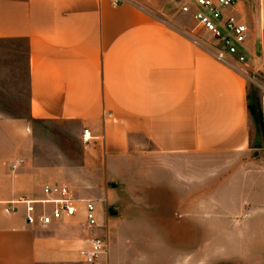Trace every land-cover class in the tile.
<instances>
[{"label": "crops", "instance_id": "1", "mask_svg": "<svg viewBox=\"0 0 264 264\" xmlns=\"http://www.w3.org/2000/svg\"><path fill=\"white\" fill-rule=\"evenodd\" d=\"M192 1L0 0V40L24 46L28 117L75 122L70 134L80 148L71 158L32 133L24 117L0 114V264H78L90 237L81 226L84 202L93 200L101 220L110 184L126 169L156 192L154 202L130 205L156 211L106 218L107 264H241L233 263L245 257L234 248L252 234L261 255L251 264H264V113L253 94V81L264 82V0H237L227 10L248 28L241 64L214 58L205 45L211 35L194 26L192 12L179 11ZM245 153L230 177L235 202L252 208L206 207L201 259L190 159L235 161ZM56 184L70 189L74 216L27 223L24 202L45 198L43 187ZM9 201H19L17 209L4 212Z\"/></svg>", "mask_w": 264, "mask_h": 264}, {"label": "rangeland", "instance_id": "2", "mask_svg": "<svg viewBox=\"0 0 264 264\" xmlns=\"http://www.w3.org/2000/svg\"><path fill=\"white\" fill-rule=\"evenodd\" d=\"M193 24L194 22H192V25ZM203 40L206 41V38H203ZM26 78L27 69L25 68V51L23 44L21 43L15 46L12 43L10 44L0 40V114L14 118L24 117L30 127V131L40 137L49 147L57 144L63 149V152L71 158L77 156L80 148L73 142L74 138L72 134H70V132L76 128L75 122H52L41 118L36 119L28 117ZM253 94L256 98H259L258 90L254 89ZM60 131H64V133ZM83 146L82 144L81 150ZM235 157V161L228 156L219 158L210 157V159L194 156L190 159L194 167L196 196L199 198L197 205L198 218L200 219L199 235L201 234L200 224L201 222L204 223L199 217V214L205 213L206 207L208 208V212L213 211L214 213L234 211L239 208L241 209L242 205L243 209L252 208V203L250 202H245V204L235 202V182L232 181L230 177L232 169L235 168V162L244 163L248 159L249 153ZM228 159L232 161L230 162ZM132 173L133 171L131 169H126L124 174L127 175L120 179V183L112 182L110 184L113 188L112 200L105 206V210H100L102 219L97 220L100 227L97 233L98 236L107 238L106 218L108 216L116 219L121 217L124 218L125 216L140 217L143 213L146 214L147 211H150L151 214H155L153 212L156 211V207L146 208L142 207V205H130L131 202H141L142 200L154 202L156 199L154 188L149 189V185L141 186L140 182L143 181L142 177L132 176ZM250 181L251 180L248 178V190L252 189ZM204 183L207 184V187L204 186ZM227 192L228 195L226 196ZM205 201L208 202L207 205ZM255 236L256 234L246 235V241L241 242L237 248H234L235 252H241L245 257L236 259L237 262L233 263L244 264L247 262V264H251L254 260L259 258L261 255L260 248H258L257 244L256 246H251L249 243ZM218 238L221 239L220 236ZM199 244L200 256L201 259H204L208 255L206 237L200 235ZM239 247L240 251L238 249ZM215 264L224 263L217 262Z\"/></svg>", "mask_w": 264, "mask_h": 264}, {"label": "built area", "instance_id": "3", "mask_svg": "<svg viewBox=\"0 0 264 264\" xmlns=\"http://www.w3.org/2000/svg\"><path fill=\"white\" fill-rule=\"evenodd\" d=\"M110 1L116 5L125 0ZM236 2L237 0H193L183 3L179 11L185 14L192 12L195 27L211 35L213 42L206 41L205 45L215 59L224 61L226 56H232L236 63L241 64L246 61L242 47L248 28L242 18L227 11L233 9ZM253 83L259 91V108L264 113V82L253 81ZM82 136L85 141L90 138L87 130L83 131ZM43 188L45 198L37 202H24L27 223L44 227L64 217L74 216L75 198L67 186L56 184L45 185ZM18 203L19 201H9L5 205L4 212L15 211L17 209L15 205ZM33 204H40L41 207L36 210ZM44 204L51 205L50 211H45ZM84 204L81 226L90 234V237L88 243L78 250V264H107V238L94 233L99 226L96 218V204L93 200H86Z\"/></svg>", "mask_w": 264, "mask_h": 264}, {"label": "trees", "instance_id": "4", "mask_svg": "<svg viewBox=\"0 0 264 264\" xmlns=\"http://www.w3.org/2000/svg\"><path fill=\"white\" fill-rule=\"evenodd\" d=\"M249 111H250L251 114H253V113H252V108H251V107H249ZM253 115H254V114H253ZM254 116H255V118H256L257 120L259 119L257 115H254ZM259 120H260V119H259Z\"/></svg>", "mask_w": 264, "mask_h": 264}]
</instances>
